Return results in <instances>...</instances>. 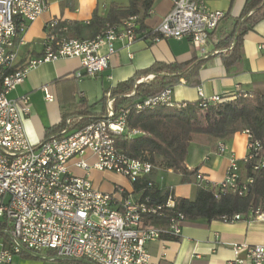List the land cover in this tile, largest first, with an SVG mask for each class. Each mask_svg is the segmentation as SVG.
Returning a JSON list of instances; mask_svg holds the SVG:
<instances>
[{
    "label": "built area",
    "instance_id": "1",
    "mask_svg": "<svg viewBox=\"0 0 264 264\" xmlns=\"http://www.w3.org/2000/svg\"><path fill=\"white\" fill-rule=\"evenodd\" d=\"M48 8L49 0H0V230L4 235L0 236V264H11L15 255L32 252H50L59 258L86 259L95 264H150L147 243L180 237L187 217L182 212L168 215L177 207L178 198L170 190L165 200L154 197L151 191L157 184L149 178L155 166L120 151L115 140L119 135L139 134L127 126L131 109L142 112L160 105L185 106L186 102L174 101L173 86L119 109L109 92L103 118L77 129L72 128L73 120L69 119L63 135L37 143L29 140L24 128L31 112L29 96L11 98L10 93L24 82L32 68L60 58L80 60L81 70L76 73L79 78L98 76L110 66L117 39L131 44L138 39L157 42L189 37L204 53L226 12L212 9L208 0H173L172 10L153 30L137 31L139 17L131 16L94 38L70 37L66 24L57 31L62 21L53 18L46 25L42 53L19 66L24 33ZM104 45L108 51L102 54ZM44 89L46 99L53 100L55 95L48 87ZM200 98L204 106L225 100L220 95L205 97L202 92ZM245 132L248 152L243 163L232 157L226 177L215 184L197 173L198 187L213 188L216 198L228 193L249 194L255 177L246 171L243 175L242 169L247 163H251L253 172L264 169V145L250 130ZM225 150V144L220 143L219 151ZM87 152L95 156L94 163L85 158ZM72 160L86 176L70 170ZM93 169L119 173L132 184H140V196L134 198L124 188L101 191L88 176ZM156 216L168 218L169 223L152 224L151 218ZM221 219L264 222V203L253 205L246 214L224 215ZM236 250L243 255L231 264H264V244L243 243Z\"/></svg>",
    "mask_w": 264,
    "mask_h": 264
},
{
    "label": "crops",
    "instance_id": "2",
    "mask_svg": "<svg viewBox=\"0 0 264 264\" xmlns=\"http://www.w3.org/2000/svg\"><path fill=\"white\" fill-rule=\"evenodd\" d=\"M245 1L208 0L212 9L223 10L227 16L211 35L204 53L195 47L189 37L157 42L138 39L131 44L117 39L110 66L98 76L77 77L81 63L75 57L44 62L32 68L24 82L10 93L11 98L24 95L30 98L31 112L24 122L29 140L34 143L44 140L46 130L60 124L64 116L73 120L74 124L76 119L70 116L82 110L92 115L104 114L107 93L155 62L183 63L195 58L208 59L199 71L198 83L191 84L183 78L173 86V98L177 103L196 101L201 92L205 97L220 95L229 99L258 89L264 90V18L245 34L242 59L237 65L227 69L219 53L218 43L235 29ZM114 2L121 6L129 4V0H49L48 10L24 33L18 65L23 66L42 53L47 37L46 25L53 18H59L67 26L74 22L84 24L91 21L95 10L102 16L106 15ZM172 8L173 0H155L144 21L146 30L156 28ZM107 51L106 45L100 49L102 54ZM45 87L55 95L53 100L46 99ZM220 143L225 144V152L219 151ZM247 144L245 131L225 139L198 135L190 144L186 165L190 170L203 174L212 184L221 182L226 177L232 157L243 163L248 152ZM85 158L90 163L95 162L91 152H87ZM74 161L69 163L70 170L78 176H86L87 173L77 168ZM242 171L245 175V170ZM196 174L184 180L179 171L157 169L150 178L159 188L172 191L177 198L194 199L199 188ZM88 176L101 191L115 192L124 188L134 198L140 196L142 187L136 189L127 177L119 173L93 169ZM243 243L264 244V222L187 219L182 224L180 237L150 241L147 249L151 255L150 264H231L235 257L243 255L236 250V246Z\"/></svg>",
    "mask_w": 264,
    "mask_h": 264
},
{
    "label": "trees",
    "instance_id": "3",
    "mask_svg": "<svg viewBox=\"0 0 264 264\" xmlns=\"http://www.w3.org/2000/svg\"><path fill=\"white\" fill-rule=\"evenodd\" d=\"M154 1L129 0L128 6L114 2L104 16L95 10L90 23L74 22L68 25L67 34L76 38H94L108 26L118 25L131 16L139 17L137 31L146 30L144 21ZM263 18L264 0H246L242 13L236 20L235 29L218 43L221 49L219 53L227 69H231L241 61L245 34ZM65 24L62 22L57 31H60ZM207 60V58H195L183 63L155 62L112 89L115 108L133 106L143 98L153 96L166 87L174 86L183 78L188 83H198L199 71ZM148 76L153 78L144 80ZM70 117L76 119L72 128L77 129L103 118L104 114L92 115L82 110ZM68 118L64 116L60 124L48 128L46 138L63 135ZM127 126L129 129L138 130L139 134L132 137L127 134L117 136L115 143L120 151L130 157L150 161L155 166L154 171L157 169L179 171L186 180L187 176L197 173V170H190L187 167L186 158L191 142L198 135L225 139L236 132L250 130L264 145V90L258 89L247 95H235L233 98H225L222 102L210 103L207 106H204L203 99L199 98L196 101L186 102L183 107L160 105L142 112L131 109L127 115ZM245 167L247 175L255 177V182L247 196L228 193L216 198L213 188L199 187L194 199L178 198L177 207L169 211L168 215L182 212L187 219L203 218L212 221L221 219L224 215L232 217L235 214L248 213L253 205L264 203V169L253 172L251 163L245 164ZM135 186L136 189L142 187L140 184ZM151 193L159 200H165L168 191L157 185ZM151 223L165 226L169 220L166 217L156 216L151 218ZM1 226L0 222V228ZM0 236H4L1 230ZM76 261L80 264H95L86 259Z\"/></svg>",
    "mask_w": 264,
    "mask_h": 264
},
{
    "label": "rangeland",
    "instance_id": "4",
    "mask_svg": "<svg viewBox=\"0 0 264 264\" xmlns=\"http://www.w3.org/2000/svg\"><path fill=\"white\" fill-rule=\"evenodd\" d=\"M11 264H80L76 260L59 258L50 252L17 254Z\"/></svg>",
    "mask_w": 264,
    "mask_h": 264
}]
</instances>
